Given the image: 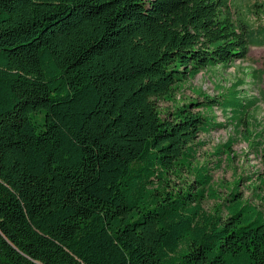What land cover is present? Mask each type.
I'll use <instances>...</instances> for the list:
<instances>
[{"label":"trees","instance_id":"obj_1","mask_svg":"<svg viewBox=\"0 0 264 264\" xmlns=\"http://www.w3.org/2000/svg\"><path fill=\"white\" fill-rule=\"evenodd\" d=\"M261 46L263 0H0V264H264V169L207 212L193 166L225 127L264 166L260 100H175Z\"/></svg>","mask_w":264,"mask_h":264},{"label":"rangeland","instance_id":"obj_2","mask_svg":"<svg viewBox=\"0 0 264 264\" xmlns=\"http://www.w3.org/2000/svg\"><path fill=\"white\" fill-rule=\"evenodd\" d=\"M259 71L264 73V46L252 47L247 61H237L229 69L215 74L200 73L193 80L184 83L175 98L176 103L200 102L203 95L214 97L222 92L221 89L226 91L233 83L240 82L242 84L240 90L244 96L257 97L260 100L257 104L260 108L257 117L264 120V75L260 80L255 79ZM156 105L162 112L173 107L171 103L163 101L156 102ZM212 115L216 122L225 123V118L218 109L215 108ZM232 136L231 127H225L202 134L198 138L204 146L199 149L193 166L208 169V174L211 176V187L219 198V201L206 199L202 205L204 211L210 212L214 209L215 205L220 203L232 188L244 194L245 198L250 197L252 195L250 187L257 183V177L264 169L262 157L251 140L248 142L239 137V141L233 145L229 155L216 156L213 154L216 147L226 143ZM193 179L191 172H184L178 179L173 180L172 185L178 189L184 183H191ZM258 192L264 196V189ZM253 201L263 207L260 201L256 199Z\"/></svg>","mask_w":264,"mask_h":264}]
</instances>
